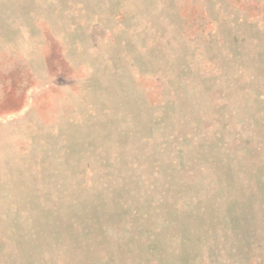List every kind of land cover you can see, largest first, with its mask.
Here are the masks:
<instances>
[{
	"label": "rangeland",
	"instance_id": "rangeland-1",
	"mask_svg": "<svg viewBox=\"0 0 264 264\" xmlns=\"http://www.w3.org/2000/svg\"><path fill=\"white\" fill-rule=\"evenodd\" d=\"M0 264H264V0H0Z\"/></svg>",
	"mask_w": 264,
	"mask_h": 264
}]
</instances>
